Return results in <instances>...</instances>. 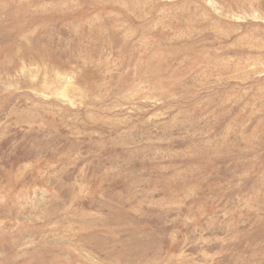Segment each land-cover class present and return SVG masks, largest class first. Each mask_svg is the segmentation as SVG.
<instances>
[{"label":"rangeland","instance_id":"374dc122","mask_svg":"<svg viewBox=\"0 0 264 264\" xmlns=\"http://www.w3.org/2000/svg\"><path fill=\"white\" fill-rule=\"evenodd\" d=\"M0 264H264V0H0Z\"/></svg>","mask_w":264,"mask_h":264}]
</instances>
